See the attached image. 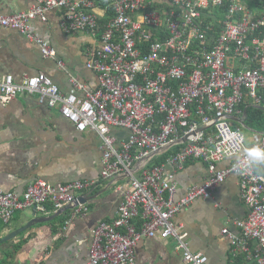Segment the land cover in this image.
Returning <instances> with one entry per match:
<instances>
[{
	"label": "built area",
	"instance_id": "obj_1",
	"mask_svg": "<svg viewBox=\"0 0 264 264\" xmlns=\"http://www.w3.org/2000/svg\"><path fill=\"white\" fill-rule=\"evenodd\" d=\"M35 1L27 12L0 17V27L18 31L45 59L57 60L32 21L46 22L49 11H64L65 33L94 38L86 66L98 75L99 86L89 90L71 77L74 92L64 94L46 74L21 82L9 75L0 79V102L39 96L40 104L59 110L79 133H97L102 180L128 175L130 183L116 219L92 231L86 264H137L135 249L144 238L173 239L185 263L208 264V257L191 250L185 226L175 218L196 200L213 198L233 175L248 215L235 223L237 233L224 229L223 235L235 262L264 264V132L253 130L257 138L249 143L243 127L231 120L244 117L242 105L264 107V0ZM58 65L66 69L63 61ZM114 130L129 131V138L118 141ZM180 141L163 165L150 166ZM225 159L231 164L219 169ZM190 161L206 163L209 178L176 201L177 186L165 178V167L183 169ZM95 185L38 180L22 196L0 189V220L9 224L29 208L45 211L51 204L59 212L76 202L74 217L86 215L78 193ZM138 217L140 227L133 223Z\"/></svg>",
	"mask_w": 264,
	"mask_h": 264
},
{
	"label": "crops",
	"instance_id": "obj_2",
	"mask_svg": "<svg viewBox=\"0 0 264 264\" xmlns=\"http://www.w3.org/2000/svg\"><path fill=\"white\" fill-rule=\"evenodd\" d=\"M35 0H0V17L27 12ZM47 21H32L39 37L52 46L58 59H45L41 48L18 31L0 27V79L12 75L17 82L25 77L46 74L64 94L74 92L70 78H77L89 90L99 86L98 75L87 69L86 49L94 38L84 33L67 34L63 29L64 11L47 13ZM58 60L65 63L60 68ZM83 94V93H80ZM248 139L254 142L257 133ZM118 141L129 138V131L114 130ZM103 153L97 133H79L59 110L40 104L39 96L24 94L9 104L0 102V189L22 196L38 180L51 184L94 181L96 185L78 196L101 195L87 200L86 215L74 217L68 211L54 221L37 224L16 240L0 246V264H86L89 260L92 231L103 222L116 219L126 192L130 189L123 176L112 181L101 179ZM232 160L218 163L225 169ZM164 176L175 183L176 201L193 186L209 178L208 165L190 161L183 169L166 165ZM57 212L29 208L17 212L9 224L0 220V240L24 227L34 218L52 217ZM248 215L240 194L239 179L229 177L211 199H198L175 218L189 235L194 253L208 257V264H238L232 255L230 239L224 229L237 233L236 222ZM133 223L141 226V218ZM137 264H187L173 239L144 238L135 249ZM8 261L9 263H6Z\"/></svg>",
	"mask_w": 264,
	"mask_h": 264
},
{
	"label": "water",
	"instance_id": "obj_3",
	"mask_svg": "<svg viewBox=\"0 0 264 264\" xmlns=\"http://www.w3.org/2000/svg\"><path fill=\"white\" fill-rule=\"evenodd\" d=\"M255 108H258V109L264 111V107L259 106V107H255ZM246 117H247V110L244 112V117L242 119L237 118V117H232L231 120L233 122L237 123V124H240L243 127V129L248 130V131H253L249 126L246 125V123H245ZM206 129H207L206 127H203L198 132H202V131H204ZM187 139H188V137H186V140ZM181 143H182V141L172 144L171 146H169L165 150H162V152L160 153V155H164L170 149H172L173 147H175L176 145H179ZM155 156L156 155L150 156L147 159L146 162L147 163L151 162L154 159ZM123 177L125 179H128V175H123ZM91 194L92 193H90V195H87V196H80V197H78V201L80 202V205H86L87 204V200L96 199V198H98L101 195V193H99L98 195H95V196H92L91 197ZM78 206H79V204L76 202L74 205H68V206L64 207L63 210L57 212L52 217H40V218L38 217V218L32 219L24 227L19 228V229L15 230V231L9 233L8 235H6L4 238H2L0 240V246L3 245V244H6V243H9V242H12V241L16 240L17 238H19L20 236H22L23 234H25L26 232H28L31 228H33L37 224H42V223H47V222L54 221L55 219L63 216L68 211L75 210ZM34 209H35V211H37L38 210V207H34Z\"/></svg>",
	"mask_w": 264,
	"mask_h": 264
},
{
	"label": "trees",
	"instance_id": "obj_4",
	"mask_svg": "<svg viewBox=\"0 0 264 264\" xmlns=\"http://www.w3.org/2000/svg\"><path fill=\"white\" fill-rule=\"evenodd\" d=\"M243 113L247 110V117H246V125L249 127L256 128L255 131L257 132H264V111L260 110L255 107H250L247 105H242ZM236 126V124H235ZM245 130V129H244ZM173 151H170L169 153L162 155L156 159L153 160L151 167L161 166L163 165L170 154H172ZM47 210L52 212L54 211V207L51 204L46 205ZM6 263H9L6 261ZM240 264V262L238 263Z\"/></svg>",
	"mask_w": 264,
	"mask_h": 264
},
{
	"label": "rangeland",
	"instance_id": "obj_5",
	"mask_svg": "<svg viewBox=\"0 0 264 264\" xmlns=\"http://www.w3.org/2000/svg\"><path fill=\"white\" fill-rule=\"evenodd\" d=\"M251 129L255 130L256 128L253 129V127H252ZM243 133L246 136L247 140L250 139L252 137V135H253V133L251 131H248V130H243ZM248 142L250 143L251 141L248 140Z\"/></svg>",
	"mask_w": 264,
	"mask_h": 264
}]
</instances>
